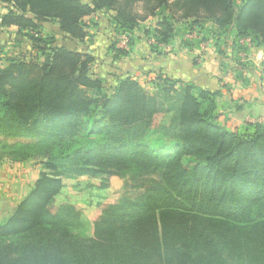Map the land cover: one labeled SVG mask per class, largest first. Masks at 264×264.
I'll return each instance as SVG.
<instances>
[{"label": "trees", "instance_id": "trees-1", "mask_svg": "<svg viewBox=\"0 0 264 264\" xmlns=\"http://www.w3.org/2000/svg\"><path fill=\"white\" fill-rule=\"evenodd\" d=\"M0 3V30L16 28L42 58L0 65V153L41 166L0 220V264H264V124L229 131L217 122L218 92L161 75L150 82L152 92L131 77L106 89L91 69L85 21L111 12L115 33L129 34L152 19L143 34L162 46L181 26L223 43L229 34L239 53L249 49L242 39L250 49L264 47V0ZM43 23L56 24L76 48L49 44ZM261 66L264 74V56ZM98 176L159 180L132 204L119 197L98 206L92 236L83 238L80 225L67 220H78L75 208L56 196L81 177ZM129 205L142 212L125 220Z\"/></svg>", "mask_w": 264, "mask_h": 264}, {"label": "crops", "instance_id": "crops-1", "mask_svg": "<svg viewBox=\"0 0 264 264\" xmlns=\"http://www.w3.org/2000/svg\"><path fill=\"white\" fill-rule=\"evenodd\" d=\"M112 17L113 13L102 11L85 20L88 25L86 45L94 57L91 69L95 76L102 79L106 89L115 86L116 80L120 77H131L138 82L143 79V82L148 81L151 84V78L153 82L161 75L171 81L190 83L209 92H218L215 114L218 124L224 126L220 120L226 119L227 113L230 116L233 109L232 100L228 101V106L222 103L226 94L222 88L226 87L230 93L256 89L257 86L252 85L254 75L257 76L258 86L264 85L261 66L263 46L235 53L231 50L229 34L223 38L225 39L223 43L222 37L206 34L204 30L198 28L193 29L192 36L190 35L192 39L185 42V37H188L185 26L179 28L180 33L170 44L154 45L153 41H148L139 30L129 34L115 33L111 25ZM49 27L53 31L56 29L62 37L68 39L53 23L41 24V36L49 35ZM1 30L12 31L17 36V29L14 27ZM69 43L74 45L71 41ZM116 50L123 51L124 55L117 54ZM150 57L152 70L144 66L145 59L148 61ZM96 64L101 65L100 75L94 72ZM0 175L5 174L0 171ZM1 181L5 184L4 180ZM11 197L13 193L7 190L0 194V220L10 216L19 202L15 204Z\"/></svg>", "mask_w": 264, "mask_h": 264}, {"label": "rangeland", "instance_id": "rangeland-1", "mask_svg": "<svg viewBox=\"0 0 264 264\" xmlns=\"http://www.w3.org/2000/svg\"><path fill=\"white\" fill-rule=\"evenodd\" d=\"M3 12V6L0 3V13ZM152 23H154V21L151 19L140 25V34H143L147 28L152 26ZM49 32L46 38L49 44L53 42V44L60 45L66 49L76 48L75 44H70L69 40L62 37L56 29L53 31V29L49 27ZM149 59L148 61L145 59L144 62L146 65H144V63L143 65L152 70V57ZM7 60H35L41 62L42 58L37 56L31 49L29 37L24 38L18 35L16 36L12 31L0 30V65H4ZM100 68L101 65L96 64V67H94L95 74L100 75ZM150 80L152 81V78ZM252 80V85L254 87L257 86L256 89L250 88L243 92L230 93L227 91L226 87L222 88L226 93L222 99V103L228 106V101L232 100V113L230 116L227 113L225 115L226 119L220 120L229 131L245 133L246 131L242 130L245 125L255 121L264 123V85L258 86L256 75L253 76ZM139 83L145 87V90L152 92V84H149L148 81L143 82V79H140ZM148 85L151 86L149 87ZM234 109L237 110L235 111ZM40 170L41 166L37 160L15 164L0 153V171L5 174L0 175V194L4 190L13 193L11 199H13L16 204L29 191L34 181L37 179ZM1 180H4L5 184ZM158 180L159 178L156 176H146L142 178H131L128 176L123 179L98 176L94 181L86 177H81L77 179L74 185L75 187L68 186L63 188L56 196V202L59 204L73 205L75 212L78 214V220L75 221L74 215H71L67 218L68 222H70V224L77 222L80 225V235L83 238H90L93 229L92 221L95 215H97L94 210H96L98 206L113 204L119 197L132 204L134 199L142 193L147 186ZM141 212L142 211L138 207L129 205L123 208L121 216L123 219L129 220L136 218Z\"/></svg>", "mask_w": 264, "mask_h": 264}, {"label": "built area", "instance_id": "built-area-1", "mask_svg": "<svg viewBox=\"0 0 264 264\" xmlns=\"http://www.w3.org/2000/svg\"><path fill=\"white\" fill-rule=\"evenodd\" d=\"M191 34H188V37H185L184 39H185V41H188V40H191L192 38H191V36H190ZM239 45L240 46H243V47H247V48H250V40L249 39H242V40H240L239 42ZM255 122H257V121H255ZM255 122H252V123H255ZM257 123H259V124H264V123H262V122H257Z\"/></svg>", "mask_w": 264, "mask_h": 264}]
</instances>
